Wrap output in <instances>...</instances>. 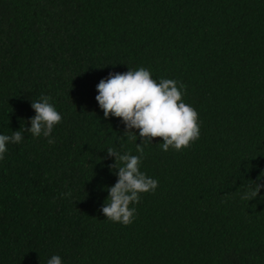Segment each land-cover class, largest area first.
<instances>
[{
    "label": "trees",
    "instance_id": "trees-1",
    "mask_svg": "<svg viewBox=\"0 0 264 264\" xmlns=\"http://www.w3.org/2000/svg\"><path fill=\"white\" fill-rule=\"evenodd\" d=\"M144 67L183 84L199 138L144 143L154 192L133 222L103 214L121 154L138 155L95 96ZM41 96L61 114L49 143L24 129ZM0 264H264V0H0ZM118 171V170H116ZM68 193H71L68 195Z\"/></svg>",
    "mask_w": 264,
    "mask_h": 264
},
{
    "label": "clouds",
    "instance_id": "clouds-1",
    "mask_svg": "<svg viewBox=\"0 0 264 264\" xmlns=\"http://www.w3.org/2000/svg\"><path fill=\"white\" fill-rule=\"evenodd\" d=\"M184 88L183 84L178 85L173 79H160L157 82L144 67L128 69L124 73L109 72L97 84L95 100L104 118H120L125 126L124 133L136 141L134 130H138L141 139V143L136 144L138 155L107 149V154L115 158V162L108 166L109 170L118 176L117 182L106 188L108 196L102 211L109 220L125 226L131 224L136 209L130 205L140 201L141 193L154 192L158 186L156 179L140 171L145 142L151 143L153 138H162L163 151H168L170 147L180 151L199 138L198 114L193 107L183 102ZM31 108L35 115L29 120L30 127L24 130L34 137L42 135L49 138L48 142L54 143L50 134L62 117L50 103V97L41 96L31 102ZM22 139L18 130L11 135L0 134V159L7 152L9 143L19 144ZM260 179L251 180L249 191L244 193L242 199L250 201L258 196L261 188H264V183L258 182ZM47 264H62V260L60 256L53 255Z\"/></svg>",
    "mask_w": 264,
    "mask_h": 264
}]
</instances>
